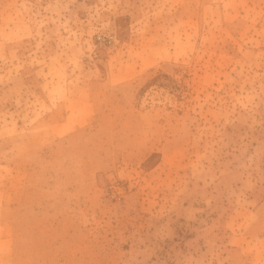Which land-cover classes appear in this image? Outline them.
Instances as JSON below:
<instances>
[{"label":"rangeland","instance_id":"rangeland-1","mask_svg":"<svg viewBox=\"0 0 264 264\" xmlns=\"http://www.w3.org/2000/svg\"><path fill=\"white\" fill-rule=\"evenodd\" d=\"M1 238L0 264H264V0H0Z\"/></svg>","mask_w":264,"mask_h":264},{"label":"crops","instance_id":"crops-1","mask_svg":"<svg viewBox=\"0 0 264 264\" xmlns=\"http://www.w3.org/2000/svg\"><path fill=\"white\" fill-rule=\"evenodd\" d=\"M236 240H241V238L239 239V238H236ZM262 240H263V242L262 243H264V238H262ZM5 243H6V239L5 238H1V242H0V244L1 245H5ZM230 244H233V243H230ZM242 248V247H241ZM0 251H1V248H0ZM235 251H239L238 249H231V252H235ZM240 251H242L243 252V250H240ZM3 257V256H2ZM3 264H5V263H3Z\"/></svg>","mask_w":264,"mask_h":264}]
</instances>
